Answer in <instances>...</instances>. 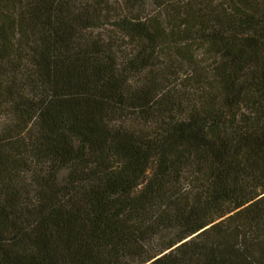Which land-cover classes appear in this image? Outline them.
<instances>
[{"label":"trees","instance_id":"1","mask_svg":"<svg viewBox=\"0 0 264 264\" xmlns=\"http://www.w3.org/2000/svg\"><path fill=\"white\" fill-rule=\"evenodd\" d=\"M0 264H264V0H0Z\"/></svg>","mask_w":264,"mask_h":264}]
</instances>
